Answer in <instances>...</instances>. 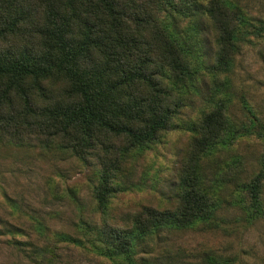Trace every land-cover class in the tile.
Instances as JSON below:
<instances>
[{"label": "trees", "instance_id": "1", "mask_svg": "<svg viewBox=\"0 0 264 264\" xmlns=\"http://www.w3.org/2000/svg\"><path fill=\"white\" fill-rule=\"evenodd\" d=\"M169 10L198 14L204 23L202 30L198 26L200 38L170 31L163 23ZM240 21L239 9L225 0L193 6L186 0H0V140L57 146L97 170L93 196L99 223L85 221L96 253L119 264H149L151 257L138 254V239L200 222L218 225V202L205 186L201 166L206 156L236 137L254 129L261 135L264 129L250 107L255 118L235 123L224 99L214 100L192 121L171 202L164 207L139 204L121 216L124 224L113 222L108 207L120 184L126 186L123 169L176 123L182 97L168 79L194 88L202 55L214 67L227 66ZM263 177L260 170L241 185L247 193L242 215L247 222L264 215ZM12 226L5 230L12 232L8 243L31 248L17 236L21 227ZM56 235L83 244L71 233ZM146 252L153 256L150 264H159L158 259L179 264V252ZM27 255L38 264L59 257L56 245H34ZM233 260L207 254L191 263Z\"/></svg>", "mask_w": 264, "mask_h": 264}, {"label": "rangeland", "instance_id": "2", "mask_svg": "<svg viewBox=\"0 0 264 264\" xmlns=\"http://www.w3.org/2000/svg\"><path fill=\"white\" fill-rule=\"evenodd\" d=\"M186 1L193 6L206 0ZM225 1L239 9L241 20L233 60L219 68L211 65L208 56H199V74L195 87L189 90L168 79L182 97L181 112L174 127L121 172L126 186L120 184L108 207L114 223L124 224L121 216L139 204L164 207L171 202L189 127L214 100L227 101L228 116L237 124L255 118L248 107L264 122V0ZM168 12L163 23L170 31L182 30L187 39L200 38L198 26L202 30L204 23L198 14L189 17ZM256 131L217 149L201 166L205 186L212 189L210 193L218 202V225L200 222L138 239V254L151 257L149 264L153 256L144 253L148 249L154 253L179 252V264L200 262L207 254L234 257L232 264H264V215L251 222L242 216L247 211L243 201L247 193L241 185L264 171V129L261 135ZM97 179L94 167L57 146L0 140V229L4 231L0 234V264H38L27 255L34 245H56L59 257L46 264H119L96 253L90 245L89 239L94 237L87 232L85 221L99 223L101 214L93 196ZM262 181L264 202V177ZM12 224L21 227L17 236L27 240L31 248L8 243L12 232L5 230ZM60 231L80 237L83 244L59 239L56 232Z\"/></svg>", "mask_w": 264, "mask_h": 264}]
</instances>
